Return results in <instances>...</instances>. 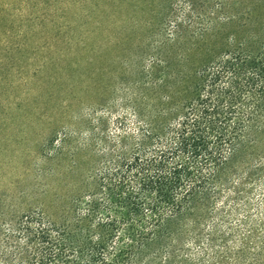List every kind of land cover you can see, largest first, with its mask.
<instances>
[{
	"label": "trees",
	"instance_id": "trees-1",
	"mask_svg": "<svg viewBox=\"0 0 264 264\" xmlns=\"http://www.w3.org/2000/svg\"><path fill=\"white\" fill-rule=\"evenodd\" d=\"M237 46L197 70L182 105L142 120L133 110V141L107 170L117 192L98 230L75 239L41 203L20 209L25 192L15 187L31 166V32L23 1L0 0V264H21L23 254L26 264H264V218L226 216L238 163L264 135V54Z\"/></svg>",
	"mask_w": 264,
	"mask_h": 264
},
{
	"label": "rangeland",
	"instance_id": "rangeland-1",
	"mask_svg": "<svg viewBox=\"0 0 264 264\" xmlns=\"http://www.w3.org/2000/svg\"><path fill=\"white\" fill-rule=\"evenodd\" d=\"M21 1L31 32V166L14 190L25 192L20 209L41 203L75 239L98 230L117 192L107 170L133 141V110L142 120L182 105L197 70L237 45L264 54V0ZM252 144L224 191L231 223L264 218V135Z\"/></svg>",
	"mask_w": 264,
	"mask_h": 264
}]
</instances>
